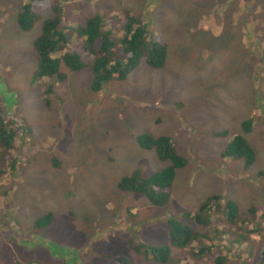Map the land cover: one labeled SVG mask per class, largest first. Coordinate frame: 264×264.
<instances>
[{"label":"rangeland","instance_id":"obj_1","mask_svg":"<svg viewBox=\"0 0 264 264\" xmlns=\"http://www.w3.org/2000/svg\"><path fill=\"white\" fill-rule=\"evenodd\" d=\"M27 1L0 0V120L14 135L13 149L0 150V264H158L128 241L167 246L166 264H216L221 255V264H264V0H41L38 19L20 31ZM54 5L68 28L98 11L115 37L125 16L136 17L148 39L164 44L162 67L140 58L123 81L97 92L88 68L60 65L62 83H30L32 42ZM66 34L65 50L89 63L82 41ZM142 133L169 138L186 160L161 207L116 188L132 171L146 177L167 166L137 147ZM235 136L253 151L246 169L220 156ZM211 195L236 206L234 225L217 213L205 227L182 218ZM45 214L48 226L34 229ZM169 220L198 235L190 248L212 247L194 257L168 246Z\"/></svg>","mask_w":264,"mask_h":264},{"label":"trees","instance_id":"obj_2","mask_svg":"<svg viewBox=\"0 0 264 264\" xmlns=\"http://www.w3.org/2000/svg\"><path fill=\"white\" fill-rule=\"evenodd\" d=\"M39 1L41 0H28L20 8L16 17L20 31H27L38 19L39 12L34 7V3ZM51 12V18L42 22L40 33L32 42L35 71L30 83L40 79H54L58 84L62 83L64 76L59 73L60 65L71 72H79L88 68L90 89L97 92L104 83L110 80L123 81L136 67L140 58H143L150 69H159L163 65L165 59L164 44L158 40L148 39L145 23L134 16L127 15L124 17L123 24L119 27L120 34L115 37L109 28H105V23L96 10L86 16L81 25H72L71 28L64 24L62 9L59 5H54ZM67 30L82 41L86 54L92 57L89 63L82 62L75 53L65 50L69 44ZM56 54L58 56L54 57ZM49 90L47 87L46 92ZM240 126L243 134L249 133L251 119L243 121ZM221 134L222 132L216 135L220 136ZM134 141L141 150H153L157 161L166 163L167 166L163 170L146 177H141L137 171H132L129 176L122 177L118 181L116 188L123 194L145 198L151 206L161 207L168 201V190L176 171L185 167L186 160L176 154L174 143L167 137L152 138L150 135L142 133L136 135ZM13 143L12 129L0 120V150L3 152L11 151ZM220 156L239 160L245 169L254 160L251 147L240 136L233 137L223 147ZM260 175L258 173V176ZM252 212L253 210L250 209L249 213ZM214 213H217L216 219H219L220 222L227 225L236 223L238 215L236 206L231 201L222 200L216 195L205 198L194 215L185 214L182 218L191 220L197 226L205 227L207 224L209 225ZM49 222L50 215L45 214L34 220L32 227L41 230L46 228ZM166 229L168 246L179 250L188 248L194 257L204 255L213 245L210 244L208 247L197 249L190 248L191 243L198 238V235L178 220L167 221ZM127 247L134 253L143 254L146 259L152 258L158 264L167 263L169 254L167 246L148 247L144 244H132L128 241ZM221 256L215 258L216 264H221V260L224 259L223 255ZM111 259L117 264H127L122 257ZM260 261L264 262V250Z\"/></svg>","mask_w":264,"mask_h":264}]
</instances>
